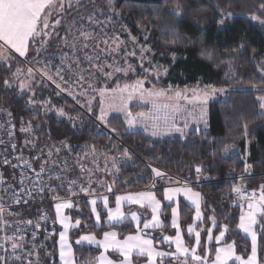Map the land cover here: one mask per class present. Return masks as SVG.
Returning <instances> with one entry per match:
<instances>
[{
    "label": "trees",
    "instance_id": "obj_1",
    "mask_svg": "<svg viewBox=\"0 0 264 264\" xmlns=\"http://www.w3.org/2000/svg\"><path fill=\"white\" fill-rule=\"evenodd\" d=\"M95 1L94 3H92ZM111 9L114 12L119 27L139 42L146 38L145 45L151 49L153 63L167 69L166 78L160 82L152 81L157 88L179 91L185 88H197L206 90V86L223 90V96L211 102L207 108V131L205 134L196 136L195 132L187 137L153 139L144 133L128 132L124 121L119 117L108 119V127L96 120L95 115L91 117L99 122L107 130L103 131L91 119L86 116L66 98L56 99L51 87H40L35 96L38 102H44L47 98L55 109L63 108L67 113L76 116L75 122L67 119L59 120L54 113H33L27 107L29 95L20 94L11 87H5L4 79H11L17 65L24 66L16 59L8 66L0 65V109L10 111L13 115L11 120L15 124L17 142L23 154L32 156L33 152L22 148L24 134L21 126L25 128L31 125L32 131L37 137L40 147L51 146L61 142L70 145L71 149L79 151L81 147L92 148L100 151L105 156H123L127 149L130 161L122 166L118 172L115 183V193L126 192L137 193L149 189L154 177L151 168L156 167L167 175L184 182H194L195 165L204 166V175L216 181L201 187H192L194 191L200 192L202 196L201 210L204 216H213L223 225L229 226L225 240L235 242L237 255L246 257L250 254V243L242 236L237 228L241 210L230 208L227 202L230 199L233 182L225 181L243 174L245 164L252 169L254 178L248 181L249 188H257L264 185V110L259 107L256 96L264 94V77L258 70L261 62H264V26L250 20L252 13L260 12V4L264 0H113ZM86 5H83V3ZM179 4L181 14L176 15L175 6ZM107 0H83L67 7L63 12H53L50 22L60 21L53 28L55 33L52 41H58L65 32L67 23L73 19L72 16L79 8L84 6V12L90 13L94 8L105 11ZM231 12L232 16L226 22L223 29L218 27L220 12ZM173 33L179 35L180 40L175 45L165 41ZM51 41V42H52ZM243 41L245 46L239 47ZM53 42V44H54ZM52 46V45H51ZM35 45L29 47L28 55H32ZM202 50L211 52V59ZM255 50V51H253ZM25 62V61H24ZM231 63L234 71L226 75L227 65ZM33 64V63H31ZM142 76V75H141ZM131 78V77H130ZM256 87L253 88L252 85ZM77 104V102H75ZM146 111L144 107H131L132 113ZM98 113V107L93 108ZM247 125V134H245ZM112 129L116 131L113 132ZM110 135H108V133ZM225 145L237 147L238 153L223 151ZM230 147V148H231ZM246 153V155H245ZM37 159L36 166L40 168ZM2 172H12L10 178L15 179V173L5 167ZM14 180L10 181L13 184ZM176 182L172 179H159L155 184L159 188ZM52 187L54 183L50 184ZM157 197L163 201V190L154 191ZM109 198V205L113 203ZM179 222L184 226L183 238L189 243V238L184 234L187 225L192 223L193 211L190 207L179 200ZM81 212L75 209L68 211L71 221L81 220V226L77 234L71 235V245L76 264H89L99 255V250L91 247L77 246L74 241L78 234L94 233L100 238L105 231H111L106 225L96 228L92 221L86 200L78 201ZM164 203V201H163ZM101 211L100 206L97 207ZM50 210L52 211L51 207ZM170 211L162 212L161 219L170 225ZM17 214L19 215L18 211ZM32 218L27 212L24 216L19 215V220ZM211 222L205 220L200 223V228L210 226ZM122 229H117L121 238L134 234L135 231L127 222ZM258 236V259L264 264V234L261 226L257 228ZM214 232L219 229L214 228ZM170 234V226L161 229L160 233ZM74 235V236H73ZM202 244L200 250L208 252L212 258L216 247L215 241H207V233L201 232ZM54 240V239H52ZM51 240L49 257H43V264H59L57 260L54 241ZM160 240V239H158ZM190 244V243H189ZM163 249L161 241L156 244ZM114 256L109 254V258Z\"/></svg>",
    "mask_w": 264,
    "mask_h": 264
},
{
    "label": "snow or ice",
    "instance_id": "obj_2",
    "mask_svg": "<svg viewBox=\"0 0 264 264\" xmlns=\"http://www.w3.org/2000/svg\"><path fill=\"white\" fill-rule=\"evenodd\" d=\"M113 0H107L109 8L112 7ZM67 7H72V0H67ZM65 9V0H0V60H3L5 63L8 62V57L4 56V52L8 49L19 54L20 57H25L28 54L30 45L37 42L39 38L40 46H43L45 40L49 37L50 33L48 29L50 27L54 28L56 25L60 24L59 20H56L54 24L50 25L49 17L52 16L53 12H63ZM176 15L181 14V7L177 4L174 8ZM232 16L231 12H224L221 10L220 19L218 22V27L223 29L226 25V22ZM88 20L94 22L93 16H89ZM250 20L253 22H258L260 25L264 26V2L260 4V12L252 13L250 15ZM65 43L68 42V37H65ZM135 42V38H132ZM180 40L178 34L173 33L169 39L165 42L168 44L175 45ZM89 41H97L95 45H90ZM109 41L111 44L115 45V48L111 49L112 51L119 50L120 44L123 41L120 40L119 36L102 38L99 36H94L92 32L85 28H80L78 33L72 36V42L69 45L71 52L75 55L80 51V46L87 50L90 47L93 50L99 49L100 45H104V51L109 50ZM245 43L240 42L239 47L243 48ZM37 54L40 51V47L36 48ZM151 51L150 48L141 46V68L152 74V70L145 68L143 60L145 59L147 53ZM255 51V50H253ZM202 54H205L211 59V52L207 50H202ZM130 55H136L135 52ZM65 58L68 57V53L64 54ZM85 58L89 61L92 68L97 72L104 75L106 78H111L113 73L124 72L127 75V72L132 70L131 67L125 69L115 64L111 65H101L95 63L97 57H93L86 53ZM79 67V60L74 61ZM106 69H111L107 71ZM71 70V66H69ZM258 70L261 72L262 77H264V62H261L258 66ZM163 71L167 73V69H162L157 66L156 75ZM234 71L233 65L229 63L227 65L226 75L232 74ZM20 73V69H17L16 73L12 75L15 77ZM41 76L46 77L48 80L52 81L55 84L56 88L60 92H68L72 94L74 86L79 85L81 87V92L77 95H83L87 97L88 91L83 89V83L88 84V89L93 92H98V94L103 98L106 93L109 91L106 88L99 87L97 84H93L91 81H85L84 70H81L77 73L76 78L69 77L65 79V74L61 68H56L55 74L53 75L51 71L47 69L40 70ZM29 78H33V69L30 67L27 73ZM12 80L4 79L3 84L5 87L12 86ZM26 81H21L19 88L23 93L26 89ZM253 88L256 87L255 84L252 85ZM207 89L202 93L194 90V95L197 96L202 104H207L210 97H212L217 91H220L223 94V90H217L214 87L206 86ZM30 90V87H29ZM119 93L123 98V94H128V99L133 98L136 94H139L141 99H146L152 104V108L159 113V115L153 116L151 113L140 112L133 117L132 113L126 111V104H124V109L126 111V123L129 127H135L137 124H141L144 127L145 132H149L151 136H162L171 134L172 132L180 133L181 137L186 135V130L188 124L185 123L183 127L178 126L176 122L175 112L180 111V106L178 104L174 105L168 103L173 99V96L170 93V90L157 89L155 87L149 89L145 87V80L138 79L133 85L125 84L123 88H119ZM187 91V90H185ZM112 93H116L117 89H111ZM185 98L184 92L177 91L175 93V98ZM73 98H76L75 96ZM256 100L259 102V107L264 110V94H259L256 96ZM36 101L34 95L29 97L28 103L34 104ZM46 105L51 107L50 102L45 101ZM103 105V100H102ZM81 107H85L84 103H81ZM171 108L172 112L170 113L168 109ZM87 109L90 115H95L96 120L101 124L108 127V118L105 108L102 106L99 114L93 112L91 101H87ZM4 109H0V112H4ZM56 113L60 117H67L70 121L75 122L77 119L76 116H72L67 113L63 108L56 109ZM7 116L12 117V113L8 111ZM205 113L202 111L199 116L198 122H204L205 126L207 121L205 120ZM11 121L9 120V123ZM31 130V125L25 128L21 126L22 132H28ZM115 132V129H112ZM245 134H247V125H245ZM66 147H71L70 145H65ZM15 148V145H13ZM231 145H225L223 151L227 152ZM96 153L95 146H92L91 154L94 156ZM89 153L85 152V156ZM124 156H129L127 149L123 152ZM51 153H49V157ZM39 159V158H37ZM113 159V167L116 166L115 158ZM7 163V160L5 161ZM55 163V162H53ZM47 161L41 163L39 170H36L32 167L31 163L25 162L23 165L29 170L35 173L34 177L26 176L24 172H21L20 178V187L15 188L9 186L6 191H10V198L16 203L20 204L28 203L30 200L35 199V194L32 189L24 187L25 180L27 179L37 192H44L45 190L53 194V199L56 201L53 205L55 211V223H58L62 229L59 232V257L62 264H76V261L73 257V246L67 242L68 230L73 226L71 217L66 214L67 210L74 209L76 207L75 201L70 199V197L77 195V187L79 192L84 193L86 196H98L99 194L95 189L91 187V184L85 186L80 179H66L63 175L64 168L55 175L51 174V169H46L45 165ZM16 167V165H13ZM151 168V174L155 178L152 181V184L149 185V189L155 186L158 179H162L166 176V173L162 172L156 167L149 166ZM195 173L197 178H199L204 172L203 165H195ZM249 165L245 164V171H247ZM66 168V165H65ZM80 171L83 172L84 168L81 165ZM47 174L49 180L59 181L57 187L43 186L41 181L42 177ZM89 179H91L89 177ZM0 183H3V179L0 178ZM179 182H177L178 184ZM67 187V195L59 196L57 195L61 189ZM108 192H112V187L109 186L107 189ZM231 193L234 194L242 201V211L239 216V223L237 228L240 232L246 234L247 237H250L251 240V250L250 254L246 257L237 255L235 251V242H227L225 240L226 233L229 231V226L227 224L221 225L215 215L213 216H204L201 210V200L202 196L200 192L193 191V188L188 186L185 183L182 187H167L163 190V201L168 203H163V201L157 197L156 193L151 190L142 191L137 193H131L127 195H116L115 196V209L109 207V198L107 196L103 197L104 208L107 209V218L106 221L103 220L102 214L97 211L98 200L88 199L86 201L87 205L91 206L92 216L95 217L96 226L103 227L105 224L108 228L112 229L111 231H105L103 233V238H98L94 233H87L83 235L78 234V238L75 241L76 245H81L83 242H86L88 245H95L100 249L99 255L89 264H163V260L167 258L168 264H173V259L177 264H188L189 257L193 264H260L258 259V236H257V225L261 226V232L264 234V185L260 187V195L257 197L256 190H253L251 194H248L243 184H233L231 187ZM183 196L186 201L194 208V215L191 217L193 223L187 225V234L188 236L195 235L194 244H185L184 238H182V231L184 226L179 222V213L181 209L179 208L180 201L176 200V197ZM27 196L28 199H24ZM127 203L130 206H138L139 209H143V212H138L133 209L125 212L122 210V205ZM175 203L176 206H173ZM243 203L247 205V211L243 210ZM187 206V205H186ZM171 209V223L167 225L165 221L161 219V213L166 209ZM5 205L0 204V232L4 233L3 240L4 243L0 244V248H3L7 252V245L11 244L12 254L17 260H22V258L16 255L17 250L21 248L20 241L24 240L22 235H16L15 233L20 232V229L17 228L14 230L13 235H8V229L12 227L11 223L5 219ZM150 213V215H148ZM9 215L11 213L9 212ZM205 220L211 222L210 226H206L200 231L196 230V227L199 225L196 222L203 223ZM127 222L130 226L135 227L134 234H128L119 239L118 236L121 234L117 229H122L123 231H128V229H123L124 223ZM20 223V221H17ZM24 223L31 225L32 221L28 220ZM75 227L81 226V220L75 219ZM166 226H170L175 230L174 234H164L161 232L162 242H165L169 245V248L174 244L175 251H160L157 249L156 244L160 242L157 237L152 235L157 229H164ZM39 229V224L36 225ZM219 229L218 233L214 232L213 229ZM205 231L207 233V239L209 241L214 240L217 245L214 249V258H209L207 255L199 254L198 247L202 244L201 232ZM35 235V234H34ZM107 253H114L115 255L109 258ZM31 255V253H29ZM141 257L140 260H136L135 257ZM157 258H160L158 261ZM183 258V260L181 259ZM0 261L3 264H7V257L0 256ZM23 264V262H22ZM28 264H33L31 260L28 261Z\"/></svg>",
    "mask_w": 264,
    "mask_h": 264
},
{
    "label": "rangeland",
    "instance_id": "obj_3",
    "mask_svg": "<svg viewBox=\"0 0 264 264\" xmlns=\"http://www.w3.org/2000/svg\"><path fill=\"white\" fill-rule=\"evenodd\" d=\"M82 1L83 0H72V5L76 3H80ZM94 2L95 1H93L92 3ZM65 3H67V0H65ZM83 5H86V3L84 2ZM113 5H114V1L112 2V7ZM83 7L84 6H82V8H79L72 15L74 18L71 19L67 23L65 27L66 28L65 32L60 39V44H58V41L54 42L55 33L53 31V28L50 27L48 29L50 35L45 40L43 46H40L39 38H37V42L34 44L35 52L32 55L27 54L25 57L18 56L19 58L13 57V58H16L17 61L18 60L25 61L26 64H24V66L17 65V67L15 68L14 73L17 72L18 68L20 69V73L15 77L12 75V78L10 79L13 82L11 88L17 90L20 94L29 95V97L34 95L35 97L40 94V92L37 93L40 87H46V88L51 87L52 90L54 91L56 99L66 98L67 100L74 103L77 107L84 110L88 114L89 112L87 109V101L90 100L92 103V108L98 107V113L100 112V109L102 106L105 108L108 119H110L111 117L121 118L124 121L126 130L128 132L144 133L153 139H168V138L169 139L170 138L183 139L187 137L193 131L194 132L199 131L200 133L204 132L207 125L205 126L204 122H198L200 113L202 111L205 113L204 118L207 121L208 105L211 102H214L218 98L223 96V94H221L220 91H217L212 97H210L207 104H202L199 98L194 95V90L199 91L201 93L205 90L202 91L197 88H185L183 90H179L180 92H184L185 96H187L188 99H185L183 97L175 98V93L177 91L175 92L170 91L171 95L173 96V99L171 101H168V103H171L174 105L178 104L180 106V111L174 113L178 126L183 127L185 123L188 124L186 135H184L183 137H181L180 133L178 132H172L171 134L153 137L150 135L149 132H145L144 127L141 124H137L135 127L128 126V124L126 123V111L131 112V107L133 106L144 107L146 108V111H144V113H151L153 116L159 115V113L156 112L152 108V104L148 102V100L141 99L139 94H136L133 98L128 99V94L124 93L123 98H122L118 89L123 88L125 84H128L131 86L138 79H144L145 87L151 89L155 87L152 84L153 83L152 81L160 82L164 78H166V74L163 71H161L159 75H156V68L157 66L158 67L160 66L153 63L151 51L147 53L145 59L143 60V64L145 68H149L152 70V74L150 75L149 73L145 72L141 68V59H140L141 46H145L149 48L148 46L145 45L146 38H143L141 42L135 39V42H134L132 37L126 32V30L123 27H119L117 25L118 22L116 21L114 12L111 8H109L108 5L105 11H101L98 8L97 9L94 8V10L90 12L89 14L83 11L84 10ZM89 16H93L94 22H90L88 20ZM49 20H50V17H49ZM51 24H54V23L50 22V25ZM80 28H85L89 30L90 32H92L94 36H99L102 38L119 36L120 40L123 41V43L120 44L119 50L117 51L111 50L115 48V45L111 44V41H109L108 51L103 50L104 49L103 44H101L100 48L96 50H93L92 47L85 50L82 48V45H81L80 51L77 52L75 55H73L71 52V49L69 48V45L72 42V36L76 35ZM65 37H68L67 44L65 43V39H64ZM53 38H54V41H52ZM89 43L90 45H95L97 41H89ZM37 47H40V51L38 54L36 51ZM5 52H8V51L6 50ZM5 52H4V56L8 57V62L5 63L3 60H0V65L4 64L8 66V64L12 62L13 58L9 57L10 55ZM133 52H135L136 55H130ZM65 53H68L67 58H65L64 56ZM86 53L88 55L93 56L94 58L98 56V59H95V63L97 64H101V65L115 64L125 69L129 68L130 66L132 70L128 71L127 75H125L124 72H118V73H113L111 78H106L104 75H102L101 73L97 72L94 68H92L89 61L85 58ZM76 60H79L80 62L79 67H77L76 63L74 62ZM69 66H71V70H69ZM30 67L33 69V78H29L27 75L28 69ZM58 67L63 70V74H65V79H68L69 77L75 79L77 73H79L81 70H84L85 81H91L93 84H97L99 85V87L106 88L109 91L106 93L105 97L102 98L98 94V92H93L90 89H88L87 83H83V89L88 91L87 97L83 95H77V93L81 92V87L79 85L74 86L72 94H69L68 92H60V90L56 88L55 84L52 83V81L48 80L44 76H41L40 74L41 69H47L51 71V73L54 75L55 70ZM160 68L165 69L163 67H160ZM106 70L111 71V69H106ZM21 81L27 82L26 89L23 93L20 91V88H19ZM29 87H30V90H29ZM111 89H117V92L112 93ZM157 89H160V88H157ZM206 90H209V89H206ZM74 96L76 98H73ZM102 100H103V105H102ZM35 101L36 102L34 104L27 103L28 109L32 111L33 113H45V114L54 113L59 120L67 119V117L58 116L56 113V109L53 106L49 107L48 105L44 103L45 101L50 102L48 98L44 102H38L37 98H35ZM75 102H77V104ZM81 103H84L85 107H81ZM124 104H126V111L124 109ZM168 111L171 113L172 109L169 108ZM6 113L7 112L5 111L0 112L3 118L7 117ZM136 114L137 113L135 114L132 113L133 117H135ZM17 145H18V142H17ZM65 145H68V144L61 142L59 144H54L51 146L40 147L39 142L37 141V137L35 136L33 131L24 134L23 141H22V148L27 149V151L29 152H33L32 155H34L36 158H39L38 160L40 161V164L47 161V164L45 165V167L46 169H51V174L52 173L56 174L60 172L62 168H64L63 175H65L66 179L82 178L81 182L85 186H88L89 184H91V187L95 189L96 192L99 194L98 196H86L84 193L79 192V188L77 187L78 194L70 197V199L75 201L76 206H78V203H79L78 201L82 199H85L87 201L88 199L95 198L98 200L97 205L102 206L104 205L103 203L104 196H107L108 198L110 197L115 198L116 196L114 194L115 193V183L118 178L119 169L122 166L128 164L130 161V158L124 155L123 156H105L100 151H96L95 155L93 156L91 154L92 148L81 147L79 151L74 152L71 148L66 147ZM18 148L21 150L19 145H18ZM85 152H88L89 154L85 156ZM238 152L239 150L237 147H231L227 151L228 154L238 153ZM49 153H51L50 157H49ZM23 155H26V154H23ZM112 158H115V162H116L115 167H113ZM65 165H66V168H65ZM81 165L84 168L83 172L80 171ZM0 166L2 168L7 167V166H4L2 163H0ZM89 177L91 179H89ZM59 183H60L59 181L54 183L53 188L57 187ZM177 185L179 186L180 184L178 183ZM109 186L112 187V192L107 191ZM178 186H175V187H178ZM8 188H9L8 184L0 183V204L5 205V209H6L5 219L8 220L12 225V227L8 229V235H13L14 229L19 224L17 223V221H20V220L15 211L7 209L8 207L12 206L10 192L6 191ZM2 191L4 195H1ZM127 194H131V192H126L123 195H127ZM48 195L50 199H53L52 193L49 192ZM57 195L66 196L67 187L65 186V188L61 189ZM88 206H89L88 207L89 212L92 216L91 206L90 205ZM130 208L137 211L136 208H133V207H130ZM81 210L82 209L78 206L77 211L81 212ZM68 211L70 210L66 211L67 215H69ZM9 212L11 213V215H9ZM92 218L95 221V217L92 216ZM73 227H75V225H73L71 228ZM79 231H81L80 227L75 230L74 235L77 234ZM3 236H4V233L0 232V244L4 243ZM52 241H55V240H52ZM50 243H51V240L48 238H44V237L40 238L36 242L20 241L21 248L17 250L16 255L20 256L22 260H17L12 254L11 244L9 242V244L7 245V249H8L7 252H5L3 248H0V256L7 257V264H22V262L23 264H28L29 260H31L33 264H43L42 258L45 256L49 257L52 253V250L50 249V246H49ZM29 253H31V255H29ZM135 259L140 260L141 258L136 257ZM0 264H3V262L0 261ZM173 264H177V262L173 260ZM188 264H191V263L188 262Z\"/></svg>",
    "mask_w": 264,
    "mask_h": 264
},
{
    "label": "built area",
    "instance_id": "obj_4",
    "mask_svg": "<svg viewBox=\"0 0 264 264\" xmlns=\"http://www.w3.org/2000/svg\"><path fill=\"white\" fill-rule=\"evenodd\" d=\"M10 54V50H7ZM17 58V56H14ZM9 120L11 121L9 123ZM17 128L11 118L8 116L6 118H3L0 114V163H2L4 166L9 167L14 173H15V179L14 183L10 184L9 186L19 188L20 187V178H21V172H24L26 176L34 177L35 173L29 170L27 167H24L23 165L25 162L31 163L32 167L36 170H39V168L36 166L37 158L32 155H23L20 152V149L17 145ZM32 132V128L30 131ZM28 132H22L23 134H26ZM197 134H200L199 131H196ZM199 137V136H198ZM15 145V148L13 147ZM7 160V163L5 161ZM13 165H16V167H13ZM52 175H55L52 173ZM255 175L252 172L251 167L249 166L247 171H245L242 175L234 178L227 179L225 181H231L234 184H243L247 193L251 194L253 190H256L257 197L260 195V187L259 185L257 188H249L248 181L252 178H254ZM196 180L194 182H184L179 179H176L174 177H171L166 174V176L162 179H172L176 182L175 186L177 185V182H179V186L182 187L185 183L188 184L190 187H201L206 184H211L216 181L210 179L207 175L202 174L199 178H197V174L195 173ZM155 179V178H154ZM159 180V179H158ZM55 180H49L48 175L45 174L42 177V185L47 187L51 186V183H56ZM24 187L32 189L33 193L35 194V199L30 200L28 203H23V201L18 205L16 204L12 199V206L8 207V210L18 211L20 216H24L27 212H30L32 218H23L22 221L18 224V226L15 228H19L20 232L15 233L16 235H22L24 237L23 241H30V242H36L40 238H48L50 240L54 239L58 235V228L56 223L54 222V215H53V205L56 202L53 199L49 198V191L45 190L44 192H37L36 188L33 187V185L26 179L24 183ZM52 187V186H51ZM160 188L156 185L150 189L151 191H157ZM147 189L146 191H148ZM10 192V191H9ZM11 196V193H10ZM24 199H28L27 196L24 197ZM228 207L230 208H236L239 210H242V201L236 197L234 194H230V199L227 202ZM246 203H243V210L246 208ZM50 207L52 211L50 210ZM17 213V212H16ZM18 215V214H17ZM18 215V217H19ZM28 220H31V225L24 223ZM39 224V229H37L36 225ZM14 229V230H15ZM14 234V231H13ZM35 234V235H34Z\"/></svg>",
    "mask_w": 264,
    "mask_h": 264
},
{
    "label": "crops",
    "instance_id": "obj_5",
    "mask_svg": "<svg viewBox=\"0 0 264 264\" xmlns=\"http://www.w3.org/2000/svg\"><path fill=\"white\" fill-rule=\"evenodd\" d=\"M10 50V49H9ZM10 52L12 53V54H10L9 52H5V53H8L10 56L9 57H14V56H19V54H17V53H15V52H13V51H11L10 50ZM19 58V57H18ZM208 129H207V127H206V129H205V131L204 132H202L203 134H205L206 133V131H207ZM194 132V131H193ZM201 133V134H202ZM196 136L198 137V136H200V134H196ZM2 167L0 166V178H2L3 179V183L4 184H8V185H10V181L11 180H14L13 179V176H12V178H10L9 177V175H13V173L12 172H6V173H4V172H2ZM167 187H175V185H173V184H169V185H166V186H163V188H162V190H164L165 188H167ZM194 191V190H193ZM124 194V193H123ZM123 194H115V195H123ZM1 195H4V193H3V191L1 192ZM176 200L177 201H179V200H181V201H183L188 207H190L191 209H192V211H193V215L195 214L194 213V208L189 204V202L188 201H186L185 199H184V197L181 195V196H178V197H176ZM164 203L166 204V203H168V202H166V201H164ZM98 206H100V208H101V211L104 213V215H105V218H104V220L106 221V218H107V209H105L104 208V205H97V207ZM173 206H176L175 205V203L173 204ZM89 207V206H88ZM109 207L111 208V209H115V198H113V203H112V205L110 206L109 205ZM130 207H133V208H136L137 209V211L138 212H143L144 210L143 209H139L138 208V206H130V205H128L127 203H124L123 205H122V210L123 211H125V212H127L128 210H129V208ZM98 210V209H97ZM244 211H246V209L244 210ZM53 215H54V219H55V211L53 212ZM148 215H150V213H148ZM161 215H162V213H161ZM92 221H93V224H94V226L96 227V228H98L99 226H96V223H95V221L93 220V218H92ZM73 223V225H74V222H72ZM170 223H171V211H170ZM192 223H193V221H192ZM198 225H200V222H196ZM56 225H57V227H58V235H57V237H55V241H54V248H55V250H56V254H57V260H58V263L59 264H62V262H61V260H60V257H59V232L60 231H62L61 230V227H60V225L58 224V223H56ZM106 225V224H105ZM107 226V225H106ZM78 227H73V228H71V229H69V231H68V235H67V242L71 245V235L75 232V230L77 229ZM132 228L134 229V231H136L135 230V227L134 226H132ZM170 229H171V232H170V234L169 235H172V234H174V232H175V230L174 229H172L171 227H170ZM187 229V228H186ZM196 230L197 231H200L201 230V228H200V226H198V227H196ZM239 230V229H238ZM160 231H161V229H157L155 232H153L152 233V235L154 236V237H157L158 239H160V237H161V233H160ZM240 232V231H239ZM241 234H242V236H244L248 241H249V243H250V250H251V240H250V237H247L246 236V234H244L243 232H240ZM85 234H87V233H85ZM184 234L186 235V237L187 238H189V243L190 244H194V242H195V236L194 235H192V236H188V234H187V230H185V232H184ZM81 235H83V234H81ZM78 238V237H77ZM76 238V239H77ZM103 238V235L100 237V239H102ZM118 238L119 239H123V237L121 238L120 236H118ZM182 238H183V233H182ZM76 241V240H75ZM75 241H74V244H75ZM160 241H161V244L164 246V248L163 249H161V248H159V247H157V249L158 250H160V251H175V245L173 244L172 246H171V248H169V245L167 244V243H165V242H162V239H160ZM207 241H208V243H210L211 241H209L208 239H207ZM185 244L186 245H188V243H186L185 242ZM76 245V244H75ZM77 246H83V247H91V248H96V249H98L95 245H88L86 242H83L81 245H77ZM217 246V245H216ZM200 247V246H199ZM198 247V253L199 254H204V255H207L208 256V252L206 251V250H204L203 252L200 250V248ZM170 249V250H169ZM173 249V250H172ZM99 250V253H100V249H98ZM109 254H112V253H107L106 255H108L109 256ZM114 255V254H113ZM214 255H215V253H214ZM214 255L212 256V258H214ZM73 257H74V255H73ZM138 258H141V257H139V256H137ZM136 258V257H135ZM158 259V261L160 260V258H157ZM168 259H172V258H167V259H164L163 260V264H168ZM181 259H183V258H181ZM75 260V259H74ZM174 260V259H173ZM188 262L189 263H191V264H193V262L191 261V259H190V257H189V260H188Z\"/></svg>",
    "mask_w": 264,
    "mask_h": 264
},
{
    "label": "water",
    "instance_id": "obj_6",
    "mask_svg": "<svg viewBox=\"0 0 264 264\" xmlns=\"http://www.w3.org/2000/svg\"><path fill=\"white\" fill-rule=\"evenodd\" d=\"M76 106V105H75ZM77 107V106H76ZM79 110H80V108L79 107H77ZM84 115H85V113L82 111V110H80ZM90 114H88V118L89 119H91L97 126H99V127H102L97 121H95L92 117H91V115L89 116ZM86 117V118H87ZM91 117V118H90ZM106 131V130H105ZM108 133V132H107ZM108 135H110V133H108ZM246 211H247V206H246ZM157 247H159V246H157Z\"/></svg>",
    "mask_w": 264,
    "mask_h": 264
},
{
    "label": "bare ground",
    "instance_id": "obj_7",
    "mask_svg": "<svg viewBox=\"0 0 264 264\" xmlns=\"http://www.w3.org/2000/svg\"><path fill=\"white\" fill-rule=\"evenodd\" d=\"M80 110H82V109H80ZM84 113H85V116L87 117L88 116V113H86L84 110H82ZM90 116V115H89ZM88 118V117H87ZM91 118V117H90ZM96 121V120H95ZM99 123V122H98ZM100 124V123H99ZM101 125V124H100ZM102 127H100L103 131H105L106 129L104 128V126L103 125H101ZM107 131V130H106ZM105 131V132H106Z\"/></svg>",
    "mask_w": 264,
    "mask_h": 264
}]
</instances>
